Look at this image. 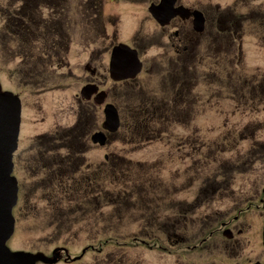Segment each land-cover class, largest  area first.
Masks as SVG:
<instances>
[{
    "label": "flooded vegetation",
    "instance_id": "1",
    "mask_svg": "<svg viewBox=\"0 0 264 264\" xmlns=\"http://www.w3.org/2000/svg\"><path fill=\"white\" fill-rule=\"evenodd\" d=\"M252 1L0 0V49L9 55V85L5 87L0 79V93H11L21 102L18 149L13 157V176L19 190L13 211L15 226L22 189L16 175V155L32 97L35 106L49 95L76 90L63 116L71 115V124L62 125L53 115L43 118L44 124L51 120L53 125L31 139L20 164L39 180L37 192L44 190L50 202L53 199L63 205L67 200V206L74 208H68L71 212L83 208L88 210H79L83 214L93 212L89 219L68 221L83 228L108 223L104 222L109 217L105 208L110 207L111 195L112 156L108 151L115 135L131 130L126 117H139V127L155 136L164 132L150 128L158 120L171 126L180 121L183 132H189L187 119L194 115L191 100L207 99L206 94L216 98V103H208L215 107L211 110L216 116L233 118L230 131L264 130V119L253 125L255 117H264V27L244 29V24L254 25V13L244 11ZM224 2L236 4L225 8ZM240 2L246 6L241 8ZM261 24L264 26V20ZM230 57L232 91L226 92L224 63L225 58L229 63ZM255 61L256 66L252 65ZM201 84L206 88L215 84L217 88L205 93ZM109 106L119 117L115 132L108 126ZM45 109L50 113L47 104ZM225 121L229 122L228 117ZM144 140H139L138 148ZM198 141L186 133L177 138L173 131L168 141L169 163L192 161L196 153H200L199 162H215L223 147L246 143L240 134L238 140H224L221 131L216 139ZM94 150L107 153L92 160L87 153ZM116 158L127 160L126 156ZM254 175L258 183L252 181L256 180ZM187 176L188 171H173L170 187L154 191L155 205L159 209L167 206L166 213H157L155 224L163 222L161 226L167 227L163 234L170 249L158 247L162 242L158 236L152 239L153 246L173 258L174 264H264V172L206 174L199 178L203 180L201 187L194 189L195 182ZM237 179L249 180L248 186L231 188ZM101 197L104 205L99 203ZM51 205L62 208L57 203ZM57 226L61 227L59 223ZM108 231L105 229L103 236L82 237L89 244L103 242L107 247L111 244ZM80 238L76 235L72 239ZM131 238L133 249L147 244L140 236ZM129 247L126 242L120 245V249ZM95 248L91 245L76 257L67 247L56 248L51 257L29 253L43 257L44 261L37 264H78Z\"/></svg>",
    "mask_w": 264,
    "mask_h": 264
},
{
    "label": "rangeland",
    "instance_id": "2",
    "mask_svg": "<svg viewBox=\"0 0 264 264\" xmlns=\"http://www.w3.org/2000/svg\"><path fill=\"white\" fill-rule=\"evenodd\" d=\"M233 2H224L223 7L232 8ZM228 5V6H227ZM241 8L246 6L240 2ZM247 7V8H246ZM244 8L246 13L253 12L255 15L254 25L249 26L244 24V29L247 27L262 28L264 27L261 22L264 20V0H253ZM249 44V43H246ZM5 48V47H4ZM0 79L5 87H8V61L9 55L0 49ZM232 57L225 58L226 66L224 67V83L223 91L230 92L231 89V76H232ZM18 63V62H16ZM211 60L208 58L207 66H210ZM15 65V64H14ZM256 66V61L252 64ZM204 66L199 68L202 71ZM20 79V78H19ZM212 80L211 78H209ZM201 84L202 90L208 93L214 92L217 88L215 84L212 86L207 85V88ZM206 85V84H205ZM200 87L197 91H200ZM72 88V86H71ZM210 91V92H209ZM76 92L75 88L67 93H57L47 96L45 99L39 100L38 104L34 106L35 97H32L29 102V107L24 115L22 133H21V145L16 155L17 158V170L16 175L21 184V202L16 212V226L13 237L9 240L8 246L13 251H26L35 254L41 253L48 256H52V252L58 247H67L72 257L81 256L84 249L95 246L96 250H88L78 264H121L120 261L125 264H174L175 260L163 253L161 249L153 246V238L158 236L162 242L158 247L170 249V245L166 241V236L163 231L168 229L166 226H161L163 222H159V225L155 224L156 216L158 214L166 213L167 206L157 207L154 203L155 193L157 189H167L170 187V173L173 171L187 172L188 176L193 179L195 184L192 188L201 187V177H206V174L211 175L213 173L236 174V173H251L261 174L264 172V130H258L250 132H232L229 129L234 125V120L230 115H223V117L216 116L215 112L211 109L215 107L209 106V102L216 103V98L205 94L207 99H201L200 101L195 98L191 100L192 115L187 119V125L189 132H183L182 122L177 121L175 126L172 124L166 125L162 121L158 120L151 123L150 128L162 130L157 136L152 132L150 134L139 127V117H126L127 124L131 125V130H128L125 134L120 131L112 138L110 152L111 159V195L108 201L110 207L105 208V213L109 214V217L104 220L107 224H97L92 228H83L81 224L74 225V221L89 219L93 212L86 213L87 209H79L76 212H71L67 206V200H63V206L61 202H55L52 199V203H57L62 208L54 207L49 201L50 197L44 194L45 191H38L40 182L21 168L20 160L26 156L27 146L31 139L44 131L49 130L53 123L50 120L46 124L42 122V119L50 116H56L57 119H61L59 122L62 125H69L72 122L71 115L66 118L63 117L68 112L70 103H72V97ZM119 96V91L117 92ZM207 93V94H208ZM114 94V93H113ZM112 94V96H113ZM116 95V94H115ZM211 98V99H209ZM119 104H122L120 99H114ZM45 104L48 105L50 113L47 114ZM217 104H215L216 106ZM228 117L229 122L225 121ZM124 125H126L125 117ZM182 119L184 117H181ZM129 119V120H128ZM264 117H255L253 125H257L259 120H263ZM223 126H219L222 125ZM228 124V126H225ZM231 124V125H230ZM222 127V128H221ZM256 127V126H254ZM187 128V129H188ZM191 128V129H190ZM211 129V130H210ZM210 130V132H208ZM173 131L177 135V138L183 137L186 133L190 135L191 140L202 139H216L219 136V131L223 135V139L238 140L239 134L246 140V143H242L239 147H223V153L216 159L215 162L205 163L198 160L196 153L192 161L172 162L169 163V143ZM152 140L153 142H150ZM145 139V140H144ZM176 139V138H172ZM139 140H144L141 148H138ZM161 140L160 142H155ZM135 141V142H134ZM256 144V145H255ZM237 152L239 157L237 158ZM107 151H91L87 153L90 159H101ZM27 155H29L27 153ZM120 156H126V162H121L118 158ZM160 158H164L160 160ZM196 161V162H195ZM236 176V175H234ZM255 176V175H254ZM253 176V177H254ZM126 177V179H125ZM240 176H238L239 178ZM246 177V176H245ZM256 183L258 176L254 177ZM37 183H36V182ZM249 180L240 181L237 179L234 181L231 188H246V183ZM126 183V184H125ZM178 185L180 181H178ZM32 186L34 187L33 190ZM41 185V189H43ZM127 190L126 192L124 190ZM31 191V192H30ZM193 192V191H192ZM195 192V191H194ZM104 205L102 197L100 198ZM85 203V202H83ZM97 205L96 202H91ZM74 209V208H73ZM97 209V208H96ZM98 212H95L97 214ZM143 215V217H142ZM102 219V218H96ZM160 219V218H158ZM145 220H148L145 222ZM68 221H72L69 223ZM143 221V224L141 223ZM61 225V227L57 226ZM71 224L70 227H66ZM154 226V227H153ZM141 227V228H140ZM156 228H160L162 231L158 233ZM105 229H109L107 232L111 238V244L104 246L102 243H87L86 238L82 236L96 235L103 236ZM81 236L77 241L72 239L74 236ZM141 237L145 239L146 245L141 248H132L131 237ZM122 237H128L122 239ZM107 240V239H106ZM129 243V248L120 249L122 243ZM149 243V244H148ZM101 247V248H100ZM105 247L103 250L102 248ZM153 247V248H152ZM89 252V253H88ZM110 256H108V254ZM195 260V257L193 258ZM192 264H196L191 261ZM183 263V262H182ZM190 264V263H189Z\"/></svg>",
    "mask_w": 264,
    "mask_h": 264
},
{
    "label": "water",
    "instance_id": "3",
    "mask_svg": "<svg viewBox=\"0 0 264 264\" xmlns=\"http://www.w3.org/2000/svg\"><path fill=\"white\" fill-rule=\"evenodd\" d=\"M108 126L119 128L114 107L107 109ZM21 128V102L11 93H0V264H37L40 255L12 251L8 242L15 232L13 211L18 202V182L13 176V157L18 149Z\"/></svg>",
    "mask_w": 264,
    "mask_h": 264
}]
</instances>
